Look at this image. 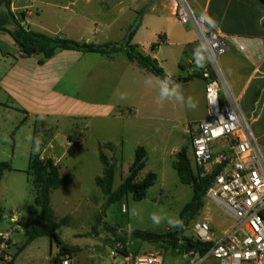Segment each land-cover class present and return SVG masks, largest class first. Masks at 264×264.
Listing matches in <instances>:
<instances>
[{"label": "crops", "instance_id": "1", "mask_svg": "<svg viewBox=\"0 0 264 264\" xmlns=\"http://www.w3.org/2000/svg\"><path fill=\"white\" fill-rule=\"evenodd\" d=\"M187 2L196 14L203 13L214 21L215 26L205 22L207 31L262 42L261 59L256 57V51L251 56H246L230 46L228 51L219 57L218 62L264 154V29L261 24L264 19V0ZM175 7L176 0H12L11 3V11L14 14L24 12L26 17L23 24L33 31L51 37L97 44L123 41L127 28L134 18L140 15L141 24L133 36L132 44L143 54L155 59L158 66L173 81L178 77L191 76L188 74L190 67H199L194 54L201 46L189 25L181 24L182 34L172 32V25L179 23L174 16ZM102 14L111 18L102 22ZM97 25H103L104 31H99ZM143 28H147L150 36L159 37L160 42L154 50L150 47L152 41H147L146 47H142L137 40L138 33ZM175 44V50L163 52L164 47ZM39 59L40 56L37 55L23 57L8 32L0 30V62L6 65L0 73V109L16 113V126L19 128L33 122L31 135L26 136L28 138L24 148L26 165H13L12 155V170L5 172L0 182L11 172L26 175L25 168L30 163L31 154L39 155L40 158L52 159L59 167L61 176L73 175V183L61 187L68 189L62 190L63 202H84L88 197L77 189L75 174L60 172V160L64 156L72 157L82 151L85 131L79 133V122L85 125L92 120L115 119L117 109L121 107L129 108L130 111V108L139 105L158 111L157 100L165 83L130 61L125 50L112 55L58 50L52 58L42 64L38 63ZM180 63L183 68H180ZM182 84L188 87V98L195 104L193 110L196 116L192 122L197 123L205 117L204 84L199 76ZM121 95L124 96L123 99ZM134 100L136 102L132 103ZM63 127L64 130L78 133V136L73 138L65 132L61 133L60 128ZM189 128L191 131L195 127ZM29 129L28 127V132ZM36 139L40 141L39 151L34 150ZM74 142L79 144V149L70 155L68 150ZM11 144L9 146V143H6V146L0 147V153L10 149L14 154L17 149L15 140ZM112 146L110 151L115 149V145ZM57 154L60 155L56 156ZM3 155L7 157L1 161L8 160V155ZM18 164L21 162L18 161ZM223 210L228 213L224 208ZM228 215L230 216L229 213ZM18 220L11 219L18 228H28L21 222L18 224ZM24 224L30 225L27 222ZM230 225L231 223H228L223 227L219 234ZM213 227L214 232L215 225ZM110 258L119 264L124 262L118 256Z\"/></svg>", "mask_w": 264, "mask_h": 264}, {"label": "rangeland", "instance_id": "2", "mask_svg": "<svg viewBox=\"0 0 264 264\" xmlns=\"http://www.w3.org/2000/svg\"><path fill=\"white\" fill-rule=\"evenodd\" d=\"M109 18L111 16L106 17L102 14L100 20L103 22L104 19ZM97 27L99 31L103 29V25H97ZM166 29L168 28L166 27ZM172 29L174 34L175 32L182 34L183 25L175 23L172 25ZM137 40L140 41L142 47H146L147 41L157 43L159 37L150 36L147 28H143L138 33ZM176 47V44L164 47L163 52L175 50ZM5 68L6 65L0 62V73ZM182 83L183 81L179 85L184 101L166 99L163 105L158 104V111L138 105L136 108H130V111L135 110V112H130L129 108L121 107L117 109L118 113L115 119L92 120L85 125L79 122V133L85 131L82 151L72 157L64 156L60 160V172L62 174L74 173L77 177V189L85 193L88 199L80 203L74 201L64 203L62 190H68L64 189L67 187L56 189L51 195V205L56 218L69 217L67 225L62 226L57 231V235L62 245L72 250L70 255H66L61 246L54 242L50 243L46 236L33 240L28 246L21 249L29 227L27 229L18 228L11 219H19L18 224L19 222L30 224L39 213V209L33 201L34 192L30 175L20 172H11L5 175L0 182V210L2 213L0 233L9 231L11 234L8 248L0 254V264H52L53 259L57 256L59 259L69 258L70 264H119L114 262L109 255L110 250L122 247V244L116 241L117 236L128 237L136 229L163 232L175 228L170 227L166 221L156 225L150 217L152 213H156L179 219L180 211L191 199V187L180 183L179 177L172 167L174 155L178 151L185 149L192 169L194 172L201 173L192 162L189 128H194L196 125L192 122L196 113L194 108L187 106L188 87ZM118 101L121 100L118 99ZM135 102L134 100L132 103ZM17 116L13 111L0 109V147L6 146V143H9L10 146L15 140L16 152L12 154L10 149L7 150L5 153L9 158L6 161L10 162L12 166L10 159L14 155L13 165L22 167V165H26V162L24 164L26 158L24 148L28 138L26 136L31 135L33 122H28L27 125H22L19 128L16 126ZM28 127L30 128L29 132ZM84 127L85 130H83ZM60 132H65L73 138L78 136V133L64 130V127L60 128ZM107 142L115 145L114 151L101 148ZM138 146L145 148L147 155L144 168L139 172L136 180L141 181L151 173L155 175L153 185L147 189L144 198L140 201H135L131 195H128L121 201L106 204V197L94 184V178L102 173V164L99 161L100 149L107 157L114 154L119 159L112 185V189L115 190L121 178L127 175ZM3 154L0 153V161L7 157ZM18 161L21 164H18ZM25 169L28 172L29 165ZM75 198L77 199V197ZM123 207L124 211H121ZM99 215L102 220L95 231H92V225ZM202 219L208 220L212 229L215 225L214 232L217 236L220 235V230L223 227L232 222L228 213L217 202L208 199L205 195L202 208L194 215L186 216L182 221L186 226L178 241L182 242L183 237L190 236L191 225L196 220ZM125 247L127 254L147 250L158 251L162 256L163 264H188V260L181 255L178 249L173 250L164 243L150 245L127 240ZM202 264L218 263L212 258H207Z\"/></svg>", "mask_w": 264, "mask_h": 264}, {"label": "built area", "instance_id": "3", "mask_svg": "<svg viewBox=\"0 0 264 264\" xmlns=\"http://www.w3.org/2000/svg\"><path fill=\"white\" fill-rule=\"evenodd\" d=\"M174 16L180 24L191 26L205 46L203 66L188 69L189 75L199 74L204 84L205 104V117L190 131L192 162L202 175H212L206 197L232 218L229 228L218 236L208 220H196L189 228L190 236L211 246L203 254L193 248L183 257L188 264H202L207 258L218 264H264V154L218 62L230 46L246 56L256 51L261 59L262 42L207 31L205 14H196L187 0H176ZM10 234L0 233V254L8 248ZM121 249L110 250L109 255L122 258L125 264H163L158 251L123 254ZM57 264H70V260L66 257Z\"/></svg>", "mask_w": 264, "mask_h": 264}, {"label": "trees", "instance_id": "4", "mask_svg": "<svg viewBox=\"0 0 264 264\" xmlns=\"http://www.w3.org/2000/svg\"><path fill=\"white\" fill-rule=\"evenodd\" d=\"M11 3L12 0H0V14L6 16L8 19L7 25L0 26V30L8 32L23 57H29L32 55L40 56L38 63L42 64L45 60L52 58L58 50H72L81 53H98L103 55H112L125 50L127 58L130 61L135 62L140 68L150 72L161 82L165 83L164 80L169 79L163 69L158 66L155 59L149 55L143 54L137 49L135 44H132L133 36L141 24L140 15L135 17L131 25L127 28L123 41L97 44L95 42H78L63 37H51L33 31L22 24L26 17L24 12L14 14L11 11ZM261 24L264 29V19ZM159 42L160 41L151 44V49L154 50ZM179 66L180 68H183L181 63ZM196 76H199V74L188 77H178L174 81L176 83H180L182 80L190 81ZM101 148L111 150L113 149V146L111 143H105ZM78 149L79 144L74 142L68 150V153L71 155ZM146 155V150L142 146L136 148L134 160L128 168L127 175L122 178L121 183L115 190H113V178L119 159L115 155L107 157L100 149L99 161L102 164L103 170L102 174L95 178L94 183L106 197V204L121 201L128 195H131L132 199L135 201H140L144 198L147 189L150 188L155 181V175L151 173L147 174L141 181L136 180L139 172L144 168ZM172 167L176 171L180 183L190 186L192 189L190 201L184 205L179 214V220L183 221L186 216H192L202 208L203 198L210 185L212 175H201L200 172H194L185 149H181L174 155ZM11 170L12 167L8 161H0V180L5 172ZM27 173L31 177L34 192L33 201L38 207L39 213L29 226L25 225L24 222H21L24 227H29V230L26 231V239L23 242L21 249H24L33 240L46 236L49 238L50 243L54 242L61 246V248L64 249V253L70 255L72 250L62 245V242L57 235V231L62 226L67 225L69 217L66 216L59 220L56 218L51 207V194L56 189L72 184L74 180L73 175L67 174L61 176L59 173V167L54 164L52 159L40 158L39 155L33 154L30 156ZM1 219L2 213L0 210V220ZM101 220L102 218L100 215L96 217L92 225V231H95ZM185 226V223L183 224L182 222V226L163 232L136 229L133 230L128 237L117 236L116 241L122 244L121 253L123 254H127L125 247L127 240L138 241L150 245L164 243L167 244V246H170L173 250L178 249L181 255H183V248L185 245L192 246L202 254L205 253L211 246V243L202 244L195 241L191 236L183 237L182 242L178 241L179 237L185 231ZM60 260L61 258L59 259L57 256L53 259V263L57 264Z\"/></svg>", "mask_w": 264, "mask_h": 264}, {"label": "clouds", "instance_id": "5", "mask_svg": "<svg viewBox=\"0 0 264 264\" xmlns=\"http://www.w3.org/2000/svg\"><path fill=\"white\" fill-rule=\"evenodd\" d=\"M204 20L207 21L208 24H210L211 26H215L214 21L207 17L204 16L203 17ZM205 51V46L201 45L195 52L194 54V59L195 62L197 64V66L202 67L203 63L206 60L205 55L203 54V52ZM148 81V80H147ZM146 81V82H147ZM168 80H164L165 82V87H163L160 96L157 100V104L163 105L164 101L166 99H176V100H180V101H184V97L180 94V85L178 83H176L175 81H171V84L167 83ZM124 96L121 95V99H123ZM187 106L189 108H194L195 104L193 103L192 99L189 97L187 100ZM39 145H40V141L39 139H36L35 141V151H39ZM133 215H135V213H132ZM151 220L154 224L159 225L162 222H167L169 224L170 227H179L182 226V221H180L179 219H173L170 217H165V216H161L158 215L156 213H152L151 214Z\"/></svg>", "mask_w": 264, "mask_h": 264}, {"label": "water", "instance_id": "6", "mask_svg": "<svg viewBox=\"0 0 264 264\" xmlns=\"http://www.w3.org/2000/svg\"><path fill=\"white\" fill-rule=\"evenodd\" d=\"M8 23V19L6 18V16L4 15H0V26H4ZM171 81H173V79L169 78L167 83L168 84H171ZM183 82H185V80H182ZM193 249L192 246L190 245H185L184 248H183V253L184 254H187L188 252H190L191 250ZM54 264V263H52Z\"/></svg>", "mask_w": 264, "mask_h": 264}]
</instances>
